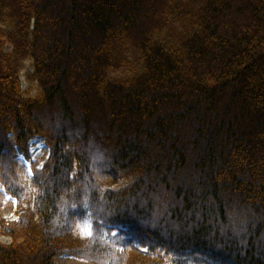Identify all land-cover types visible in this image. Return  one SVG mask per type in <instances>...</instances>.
Listing matches in <instances>:
<instances>
[{
  "label": "trees",
  "instance_id": "trees-1",
  "mask_svg": "<svg viewBox=\"0 0 264 264\" xmlns=\"http://www.w3.org/2000/svg\"><path fill=\"white\" fill-rule=\"evenodd\" d=\"M0 234V264H264V0H0Z\"/></svg>",
  "mask_w": 264,
  "mask_h": 264
},
{
  "label": "rangeland",
  "instance_id": "rangeland-1",
  "mask_svg": "<svg viewBox=\"0 0 264 264\" xmlns=\"http://www.w3.org/2000/svg\"><path fill=\"white\" fill-rule=\"evenodd\" d=\"M22 84H23V87H27L28 86V83L26 82V78L23 76L22 78ZM45 150H46V147L44 146V144H40L38 140H34L32 142V156L34 159H38L42 156H45ZM11 201V198L10 197H7V201L6 202H9ZM16 216L13 212H9L6 214V218L8 219H14ZM0 242L4 243V244H7V243H10L11 240L7 237H3L1 234H0ZM58 263L59 264H83V263H80L68 256H61L57 259Z\"/></svg>",
  "mask_w": 264,
  "mask_h": 264
}]
</instances>
